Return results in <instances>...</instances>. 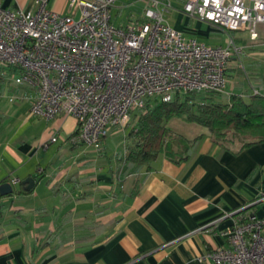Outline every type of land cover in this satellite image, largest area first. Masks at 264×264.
Listing matches in <instances>:
<instances>
[{
    "label": "crops",
    "instance_id": "obj_1",
    "mask_svg": "<svg viewBox=\"0 0 264 264\" xmlns=\"http://www.w3.org/2000/svg\"><path fill=\"white\" fill-rule=\"evenodd\" d=\"M185 2L172 22L165 20L171 28L204 44L210 31L228 33L187 16ZM0 6L38 10L37 0H0ZM46 9L80 15L68 0H47ZM234 32L230 40L243 50L227 66L222 100L264 97L263 28L254 42ZM22 91L0 77V184L13 189L0 197V264H213L207 254L227 246L219 232L229 221H217L223 213L247 209L264 216V143L241 149L204 137L179 164L161 156L149 167L132 166L123 162L127 131L112 132L99 152L74 144L72 117L31 116L33 93L7 101ZM53 134L57 141L44 148ZM30 178L33 187L21 193Z\"/></svg>",
    "mask_w": 264,
    "mask_h": 264
},
{
    "label": "built area",
    "instance_id": "obj_2",
    "mask_svg": "<svg viewBox=\"0 0 264 264\" xmlns=\"http://www.w3.org/2000/svg\"><path fill=\"white\" fill-rule=\"evenodd\" d=\"M116 1L68 0L80 10L77 18L47 10V0H37L36 12L0 6V77L23 88L7 101L33 93L31 116L72 117V142L96 152L111 129L124 133L150 98L224 93L230 59L243 50L230 39L215 47L174 30L165 21L170 4L159 0H149L139 22L116 28L110 22ZM183 12L223 32L242 31L250 42L259 26L264 32V0H186ZM57 139L53 134L43 147ZM220 220L229 221L219 232L227 246L207 254L213 264H264V216L239 209Z\"/></svg>",
    "mask_w": 264,
    "mask_h": 264
},
{
    "label": "trees",
    "instance_id": "obj_3",
    "mask_svg": "<svg viewBox=\"0 0 264 264\" xmlns=\"http://www.w3.org/2000/svg\"><path fill=\"white\" fill-rule=\"evenodd\" d=\"M222 94L194 92L178 95L171 102L148 99L144 113L138 114L137 119L126 128L123 162L149 167L163 156L179 164L193 154L197 142L204 137L214 144H237L241 149L263 144L264 97L253 95L244 101L238 96H231L222 100ZM174 119L203 128L206 134H199L191 140L176 134L170 127ZM30 190L26 184L21 193H29Z\"/></svg>",
    "mask_w": 264,
    "mask_h": 264
},
{
    "label": "rangeland",
    "instance_id": "obj_4",
    "mask_svg": "<svg viewBox=\"0 0 264 264\" xmlns=\"http://www.w3.org/2000/svg\"><path fill=\"white\" fill-rule=\"evenodd\" d=\"M170 1L172 3L171 8L169 12L166 14L167 16L165 15V20L168 21L169 23L173 21L178 11H182V4H183V0H170ZM163 2L167 3L168 1L163 0ZM149 5L150 4L145 3V0H119L116 3V5L110 10L111 23L116 27H118L123 22V19L128 17L132 21L139 22L143 17L145 9L148 8ZM208 33H209L208 35L205 34L207 35V37H201V41H204L206 44L212 46H226L227 43H229V39H233L238 32H229L227 34H221V33H215L214 31H210ZM170 127L176 134L183 135L186 138H192L197 136L199 133L206 132L203 128L188 124L182 119H174L173 121L170 122ZM112 131L113 130L111 129L109 136L112 134ZM118 132L120 133L121 131H117L118 134L117 136H119ZM120 139H118L117 141H119ZM52 146H53L52 149L46 155H49L53 151V149L56 146H58V143L53 144Z\"/></svg>",
    "mask_w": 264,
    "mask_h": 264
},
{
    "label": "water",
    "instance_id": "obj_5",
    "mask_svg": "<svg viewBox=\"0 0 264 264\" xmlns=\"http://www.w3.org/2000/svg\"><path fill=\"white\" fill-rule=\"evenodd\" d=\"M26 184H27V189H31L33 187L34 184V180L33 179H27L25 180ZM13 192L12 186L9 183H2L0 184V197H4V196H8L11 195Z\"/></svg>",
    "mask_w": 264,
    "mask_h": 264
}]
</instances>
